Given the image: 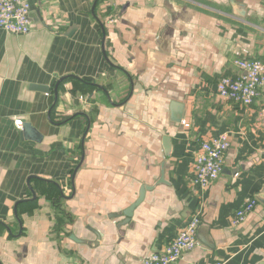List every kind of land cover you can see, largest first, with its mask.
I'll return each instance as SVG.
<instances>
[{
	"label": "crops",
	"instance_id": "1",
	"mask_svg": "<svg viewBox=\"0 0 264 264\" xmlns=\"http://www.w3.org/2000/svg\"><path fill=\"white\" fill-rule=\"evenodd\" d=\"M27 1L32 30L0 28V264H144L197 212L198 245L180 264H264V91L250 107L217 92L238 74L235 59L264 60V0H99L96 16L95 0ZM174 102L185 107L178 125ZM223 134V172L203 190L195 156ZM144 186L153 188L120 223ZM249 197L257 206L234 227ZM89 212L121 216L84 224Z\"/></svg>",
	"mask_w": 264,
	"mask_h": 264
},
{
	"label": "built area",
	"instance_id": "2",
	"mask_svg": "<svg viewBox=\"0 0 264 264\" xmlns=\"http://www.w3.org/2000/svg\"><path fill=\"white\" fill-rule=\"evenodd\" d=\"M32 26L31 5L27 0H0V28L12 34L23 35L29 33ZM234 64L239 70L238 74L225 75L219 79L218 95L238 106L250 107L264 91V60L238 58L234 60ZM182 123L185 127L190 126L186 120ZM16 125L22 130L23 121L17 120ZM200 147L195 156L192 182L204 190L222 174L231 140L229 135L223 134L203 141ZM256 206V198H247L232 217V225H242ZM201 222V214H193L162 249L150 253L145 258L144 264H180L183 254L197 247ZM214 264L224 262L218 261Z\"/></svg>",
	"mask_w": 264,
	"mask_h": 264
},
{
	"label": "water",
	"instance_id": "3",
	"mask_svg": "<svg viewBox=\"0 0 264 264\" xmlns=\"http://www.w3.org/2000/svg\"><path fill=\"white\" fill-rule=\"evenodd\" d=\"M99 0H95L94 2V5H93V9H92V13L94 16H96V6L98 4ZM233 2V0H232ZM234 4V7L236 9V14H239V15H243L244 14V11H239L241 9L240 6H238L237 4L233 3ZM239 9V10H238ZM101 24V27H102V30H103V34H104V39H103V52H104V56L105 58L108 60V62L111 63L109 57H108V54L106 52V47H105V38H106V30H105V27L104 25L102 24V21L100 22ZM149 57H150V60L155 62V63H158V64H165L167 61H168V57L159 53V52H156V51H150L149 52ZM112 64V63H111ZM65 78H63L61 81H63ZM60 84V81L58 82L57 86L55 87V98H56V101H58V85ZM31 88L34 89V90H38V91H41V92H50V87L48 86H45V85H41V84H33L31 85ZM108 94V97L110 96L109 95V92H107ZM173 112H174V115H173V120L176 121L177 125L178 123L180 124L181 120H182V116H184V104L183 103H178V102H174L173 103ZM23 134L25 135V137L27 138H31V139H35V140H40L41 138V135L39 134V132H37V130H35V128L32 126L31 123H28L26 122L24 125H23ZM89 129V127H88ZM88 129L86 131V133L84 134L83 136V140H82V143H84L85 141V137H86V134L88 132ZM164 143H165V148H166V156L167 157H170L173 153V145H172V142H171V138L169 136H165L164 137ZM83 159V157H82ZM165 164L163 165V170H162V174H161V177L159 178L157 184L159 183H166L165 182ZM73 182V180H72ZM60 188V192H61V198H64V199H67L69 197H67L62 188L59 186ZM153 186H144L141 188V191H140V195L138 197V199L133 203L131 204L128 208H126L124 211H123V214L125 216V219L122 220L120 223L122 224H125V223H129L132 219V216H133V212L134 210L136 209V207L141 204V202L144 200L145 198V194H146V191L147 190H150L152 189ZM33 192V198L36 197V193L32 190ZM264 202V201H263ZM89 216H92L94 217V219L97 221V222H102V221H105L107 219H112V218H115V217H119L121 216V214H117V213H111V214H98V213H95V212H89L87 213L84 218H83V223L86 224L87 223V218ZM20 224H21V228L23 227L22 225V222L20 220ZM71 238L78 241V242H81L80 239L76 238V236L74 234H71Z\"/></svg>",
	"mask_w": 264,
	"mask_h": 264
},
{
	"label": "trees",
	"instance_id": "4",
	"mask_svg": "<svg viewBox=\"0 0 264 264\" xmlns=\"http://www.w3.org/2000/svg\"><path fill=\"white\" fill-rule=\"evenodd\" d=\"M68 79H70L71 81H73L76 87L79 86V87H82V88H86V89H84V91H86L87 89H88V90H92V87H91L90 85H86L87 83L85 84V82H80L79 80H77V79H75V78H73V77H69ZM57 194H58V193H57V190L55 189V190L53 191V193H51V194L49 193L48 196H49V197L52 196V197H54V198H57V197H58ZM56 196H57V197H56Z\"/></svg>",
	"mask_w": 264,
	"mask_h": 264
},
{
	"label": "rangeland",
	"instance_id": "5",
	"mask_svg": "<svg viewBox=\"0 0 264 264\" xmlns=\"http://www.w3.org/2000/svg\"><path fill=\"white\" fill-rule=\"evenodd\" d=\"M61 205H62V207L64 208V210H66L67 208H69V206L67 207V201H65V200H63V202H62ZM58 207H59V206H58ZM58 209H59V208H58ZM60 212H61V211L59 210V213H58V214H60ZM53 218L55 219V220H54L55 223H56V222H59V220L62 221L61 218H58V219H57L56 216H54Z\"/></svg>",
	"mask_w": 264,
	"mask_h": 264
}]
</instances>
